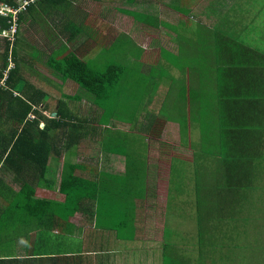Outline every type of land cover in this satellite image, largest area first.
Returning <instances> with one entry per match:
<instances>
[{"label":"crops","instance_id":"0c3cea01","mask_svg":"<svg viewBox=\"0 0 264 264\" xmlns=\"http://www.w3.org/2000/svg\"><path fill=\"white\" fill-rule=\"evenodd\" d=\"M67 1L73 5L47 6L43 26L36 23L38 4L20 21L15 48L23 89L30 82L37 88L30 95L37 99L44 91L48 97L40 104L28 99L33 108L29 119L37 120L27 124L9 119L10 102L1 96L0 264H221L212 253L180 251L192 244L200 220L206 223V215L199 214L203 203L212 211L211 188L200 186L198 143L183 144L181 136L198 126L193 99L206 91L201 84L213 83L207 86L213 94L221 80L217 69L228 65L218 54L197 59L201 41L206 46L215 42L205 38L212 28L198 29L196 21L213 13L209 21L216 22L220 12L240 0H178L170 7L167 0ZM17 2L0 4L17 9ZM0 16L11 23L15 19L16 33H3L16 35L17 14ZM220 35L229 34L214 36ZM97 50L117 51L110 65L123 67L98 83L99 93L81 87L50 62L73 52L84 59ZM186 51H194L199 61L191 56L183 61ZM88 68L105 71L91 68L90 62ZM255 70L262 73L260 66ZM19 106L28 107L17 99ZM58 109L63 122L71 118L77 123L55 126ZM25 130L37 148L50 152L48 168L38 163L47 160L45 155L18 151L27 149L15 144ZM215 161L221 157H212ZM71 165L86 182L67 184L61 191L63 172ZM179 165L186 167L184 173ZM176 221L185 224V241L171 234L174 229L168 233Z\"/></svg>","mask_w":264,"mask_h":264},{"label":"trees","instance_id":"16d2710c","mask_svg":"<svg viewBox=\"0 0 264 264\" xmlns=\"http://www.w3.org/2000/svg\"><path fill=\"white\" fill-rule=\"evenodd\" d=\"M22 1L23 0H20V2ZM65 1L67 0H35L30 3L26 11L18 14L17 23L19 29L14 36H6L3 34V31L11 30L12 23H14L13 18L11 19V23L10 18L0 16V100L1 96L5 94L10 102L8 117L10 120L16 121V123L17 118L20 119V122L21 118L26 120L25 123L27 122V124L29 122H35V120H37L35 116H38L37 113H40L41 109L39 111H34L33 118L36 119L30 120L29 118L33 116V114H31V111H33L31 103L40 104L45 96L44 91H39L37 93V99L30 95V91H34L33 93H35L37 89L35 87L32 88L30 82L27 83L22 91L15 90L16 84L23 78L18 61L19 51L15 48V44L19 39L22 15L28 11L30 12V10L38 4L39 6H36L37 8L39 7L37 15L41 17L47 12L48 5H56L59 6V9H62L64 6L62 7L60 5H63ZM0 2L9 3L11 6L16 4V0H0ZM18 3L19 2H17V7ZM64 4L73 5L71 3ZM70 8L72 9V7ZM217 45L221 48V50L218 51V58L221 61L224 60L222 64L226 63L228 65L220 66L217 69V74L221 76V80L215 84V92L209 94L207 90L208 84H201L203 90L206 91H202V94L199 93L197 95L198 97L196 96L193 101L198 105L199 119L201 114H204L205 111V113H208L207 110L209 111L210 119L206 127L205 125L202 126L201 132H215L217 135L216 138L212 139L214 143L212 147H216L218 150L221 162L230 166L227 169V178H230V187H234L240 181L246 186L248 168L254 163L253 155L258 157L260 149L264 147V94L262 93L264 86L263 79L261 78L264 77V54L247 47V45L242 42L233 39H225L224 35H220ZM10 60L13 62L12 66H9ZM50 62L51 64L53 63L52 67L55 68L56 71L72 78L88 91L98 93L99 82H104L106 78L112 77L115 73L118 74V72L123 69L121 65L112 64L105 71L95 73L88 68L89 62H86L85 59L74 52L69 53L64 59L52 60ZM259 66L262 69V73L255 70V67ZM18 93H23L26 99ZM17 94L19 98H17ZM17 99L21 103H26L28 107L24 108L19 106L20 108L17 109ZM28 99H31L32 102L30 103ZM202 100H205V103ZM213 100H215V102H213ZM46 105L47 104H45V106ZM61 106L62 104H60L59 108H61ZM52 120L53 124L59 128L62 126L67 127L68 124L72 122L77 123L71 118L69 121L63 122L62 114L59 109ZM37 122L39 123V121ZM26 132L27 130L24 131V134H17V141L15 144L18 146L23 143L27 148H20L18 151L26 156L45 155L47 160H43V163L42 160H40L38 163L43 166L42 168H48L50 152L47 151L46 155L45 150L37 148L34 136L29 135L28 137L25 135ZM42 133L45 134V131L42 130ZM71 134H73L72 131ZM71 139L72 137L70 140ZM70 145H72V142ZM17 149L18 147L15 148L14 151ZM76 171V165H71L70 171L65 170V172H63L61 191H66L67 184L70 187L71 185L77 186L78 183L86 182L79 179L78 175H76ZM66 175H70L68 180H66Z\"/></svg>","mask_w":264,"mask_h":264},{"label":"rangeland","instance_id":"374dc122","mask_svg":"<svg viewBox=\"0 0 264 264\" xmlns=\"http://www.w3.org/2000/svg\"><path fill=\"white\" fill-rule=\"evenodd\" d=\"M167 1L165 6L169 7L176 6L175 4L178 2V0ZM220 13L222 15L218 16L216 22L209 21L210 16L214 15L213 13H209L208 18L205 20L197 19L198 29L205 26L212 28L210 35L205 38L210 42H215L213 45L206 46L200 37L199 46L201 48L197 52V59L217 57L221 48L217 45L218 38L214 36L216 32L228 33L229 35L225 36V39L242 42L247 47L264 54V0H240L231 6H227L224 12ZM46 22L48 23V21ZM36 23L43 26L40 16H38ZM116 53L117 51L99 52L97 50L91 52L89 56L86 55L84 59L86 62H90L93 69L99 67L106 70L110 63L116 59ZM193 54L194 51L184 52L185 56L182 60L199 61ZM186 56H191V58L187 59ZM56 59L62 58L58 56ZM192 64L195 68L199 67L195 62ZM12 65L13 62L10 60L9 66ZM261 78L264 86V77ZM208 86L213 88L214 84L210 83ZM262 93L264 94V87ZM202 101L205 103V100ZM205 112L201 114L198 126L194 127V133L183 131L181 139L183 144L198 143L195 156L198 159L200 186L203 189L205 184L208 183L211 188L212 211L203 203L199 214L206 215V223L204 220H200V224L196 229L197 234L194 238L192 237L190 241L192 244H189L192 247L186 244L185 247L180 248V251L182 253L196 251L212 253L217 257L215 263L221 264H264V147L260 149L258 157L253 155L254 163L248 168L246 186L243 188L236 185L230 187V178H227V169L230 166L221 161H215L212 164V157L216 159L219 155L216 147H212L214 144L212 139L216 138L217 135L215 132H201L202 126L205 125L206 127L210 119L209 111L207 110L208 113ZM172 116H175V113L172 112ZM202 136L204 138L200 140ZM134 140L137 139L134 138ZM205 161H210L208 162L210 164L208 165L210 169L209 177L205 174ZM179 166V171L184 173L186 167ZM206 210L208 211L206 212ZM171 226L176 227H169L170 231L168 233H171L174 229V233H171L174 237L184 241L187 239L184 232L186 229L185 224H179L176 221ZM193 240H196V242L193 243ZM176 245L179 244L176 243ZM168 264L173 263L168 260Z\"/></svg>","mask_w":264,"mask_h":264},{"label":"built area","instance_id":"2783aa9c","mask_svg":"<svg viewBox=\"0 0 264 264\" xmlns=\"http://www.w3.org/2000/svg\"><path fill=\"white\" fill-rule=\"evenodd\" d=\"M35 0H23L22 2H19L18 3V7L17 9H13L11 7H9L8 5L6 4H0V15H4V16H7V15H10V14H13L16 15L17 14V19H18V14L20 12H23V11H26L27 7L29 6L30 3L34 2ZM37 1V0H36ZM14 20V25L12 26V33H16V23H15V19L13 18ZM19 29V26H18V23H17V31ZM5 34L6 36H14L13 34H9V32L7 33H3Z\"/></svg>","mask_w":264,"mask_h":264},{"label":"water","instance_id":"95a60500","mask_svg":"<svg viewBox=\"0 0 264 264\" xmlns=\"http://www.w3.org/2000/svg\"><path fill=\"white\" fill-rule=\"evenodd\" d=\"M24 85H25V81H24L23 79H20V80L18 81V83L16 84V86H15V90H17V91H22ZM47 97H48V96L46 95L45 98H44V100L47 99Z\"/></svg>","mask_w":264,"mask_h":264}]
</instances>
